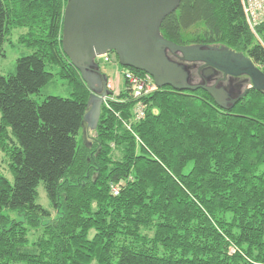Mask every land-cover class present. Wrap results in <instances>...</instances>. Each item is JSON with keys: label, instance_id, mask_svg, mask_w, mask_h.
Here are the masks:
<instances>
[{"label": "trees", "instance_id": "16d2710c", "mask_svg": "<svg viewBox=\"0 0 264 264\" xmlns=\"http://www.w3.org/2000/svg\"><path fill=\"white\" fill-rule=\"evenodd\" d=\"M68 1L0 0V58L14 29L32 52L0 74V152L14 178L0 174V264H264V91L227 77L218 86L243 98L222 109L202 90L158 89L137 123L127 84L108 91L97 128L84 130L92 92L63 51ZM254 30L241 0H181L161 34L226 47L264 73V22ZM167 53L190 84L224 79L206 81L202 63ZM58 81L65 97L41 101ZM29 229L42 230L33 244Z\"/></svg>", "mask_w": 264, "mask_h": 264}, {"label": "water", "instance_id": "95a60500", "mask_svg": "<svg viewBox=\"0 0 264 264\" xmlns=\"http://www.w3.org/2000/svg\"><path fill=\"white\" fill-rule=\"evenodd\" d=\"M180 4L181 0L68 1L64 13L63 51L92 92L84 130L97 128L101 105L108 96L97 60L109 53L115 54L124 69L150 75L159 89L172 88L187 93L202 90L222 109L235 106L243 96L233 99L218 84H190L189 68L172 61L167 52L181 54L187 64L204 63L208 67L205 76L213 70L222 73L225 79L247 76L253 89L264 91V73L243 54L226 47L179 46L162 36L164 20L176 12Z\"/></svg>", "mask_w": 264, "mask_h": 264}, {"label": "rangeland", "instance_id": "374dc122", "mask_svg": "<svg viewBox=\"0 0 264 264\" xmlns=\"http://www.w3.org/2000/svg\"><path fill=\"white\" fill-rule=\"evenodd\" d=\"M26 33V30L23 29H14L10 32L8 35L6 42L4 44V53L5 57L0 58V74L3 76H9L15 69V66L17 64V61L22 55L31 54V50L26 49L23 45H21L18 40L21 37V35H24ZM114 58V57H113ZM113 60H111L110 63L104 62V60H100L101 62V68L102 71H106V73L113 77L114 74L117 72V75L122 77V81L124 82V74L127 72L123 67L120 68L119 65ZM113 84V83H112ZM114 85V84H113ZM115 88V86H114ZM117 93H121V91H116ZM115 93V92H114ZM56 97V96H62L65 97V92L61 87V82L58 81L56 86H48L41 94L40 100H44L47 97ZM116 96H114L115 98ZM147 97V96H146ZM107 102L110 99V96H107L106 98ZM112 99V98H111ZM146 106V105H145ZM147 109V107H146ZM134 111V110H133ZM134 114V112H133ZM0 123H1V111H0ZM192 164L188 167L187 173L191 170ZM0 174L3 175L11 184L14 183L13 175L9 168V161L6 158V156L0 152ZM39 195H40V204L44 206L47 209H50V203L47 199L45 190L43 186L39 188ZM5 214H8V211L4 212ZM10 217L14 220H20L21 218L14 213H9ZM29 240L30 244L35 243L36 239L40 236L42 230H33L29 229ZM94 235V232L92 233V236ZM234 252V251H233Z\"/></svg>", "mask_w": 264, "mask_h": 264}, {"label": "built area", "instance_id": "2783aa9c", "mask_svg": "<svg viewBox=\"0 0 264 264\" xmlns=\"http://www.w3.org/2000/svg\"><path fill=\"white\" fill-rule=\"evenodd\" d=\"M244 8V12L247 18V21L255 33V27L261 23L264 22V0H241ZM102 60L106 63H110L112 60V57L110 54H107L103 57H101ZM124 80L129 85L133 97L139 98L138 103L134 108V120L135 122H141L146 117V106L142 102V100L154 92L158 90L157 85L155 84L154 79L148 75L143 74L140 76L134 75L130 73L129 71L125 72L124 74ZM108 90L111 92H115L116 88H114V85L111 81L108 82ZM106 101V99H105ZM113 193L115 195L119 194V189L114 187Z\"/></svg>", "mask_w": 264, "mask_h": 264}, {"label": "crops", "instance_id": "0c3cea01", "mask_svg": "<svg viewBox=\"0 0 264 264\" xmlns=\"http://www.w3.org/2000/svg\"><path fill=\"white\" fill-rule=\"evenodd\" d=\"M102 72L104 73V75L109 77V80L114 84L117 91L120 92L121 90H125L127 83L125 82V80L124 82L122 81L121 79L122 77L118 76L117 72L114 74V79L112 76L108 75L106 71H102Z\"/></svg>", "mask_w": 264, "mask_h": 264}, {"label": "flooded vegetation", "instance_id": "af4514ba", "mask_svg": "<svg viewBox=\"0 0 264 264\" xmlns=\"http://www.w3.org/2000/svg\"><path fill=\"white\" fill-rule=\"evenodd\" d=\"M111 57H113V54H111ZM202 68H201V71L202 73L204 74V72L206 71V69H208V67H206V65L204 63H202ZM216 72H219V71H214L213 70V73L211 72L210 74H208L207 76H205L207 79L206 81L210 80H214L215 78H217V73ZM220 73V72H219ZM242 77V76H241ZM221 81H226V79H222V78H219V80L217 82H215V84H218L220 83Z\"/></svg>", "mask_w": 264, "mask_h": 264}, {"label": "bare ground", "instance_id": "6f19581e", "mask_svg": "<svg viewBox=\"0 0 264 264\" xmlns=\"http://www.w3.org/2000/svg\"><path fill=\"white\" fill-rule=\"evenodd\" d=\"M171 89H172V88H171ZM136 99L138 100L139 98H135V100H136ZM237 104H238V103H237ZM86 134H87V133H86Z\"/></svg>", "mask_w": 264, "mask_h": 264}]
</instances>
